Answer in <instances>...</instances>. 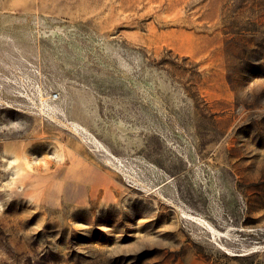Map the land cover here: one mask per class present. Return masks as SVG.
Segmentation results:
<instances>
[{
	"label": "rangeland",
	"instance_id": "374dc122",
	"mask_svg": "<svg viewBox=\"0 0 264 264\" xmlns=\"http://www.w3.org/2000/svg\"><path fill=\"white\" fill-rule=\"evenodd\" d=\"M0 264H264V0H0Z\"/></svg>",
	"mask_w": 264,
	"mask_h": 264
},
{
	"label": "bare ground",
	"instance_id": "6f19581e",
	"mask_svg": "<svg viewBox=\"0 0 264 264\" xmlns=\"http://www.w3.org/2000/svg\"><path fill=\"white\" fill-rule=\"evenodd\" d=\"M71 121V120H70ZM73 122V121H72ZM73 124L78 128V129H80L81 130V132H82V134H84L85 136H86V139H87V141H90L91 143L94 141V139L91 137V134L89 133L90 131H87L86 130V128H84V126L83 125H81V124H79V123H76V122H73ZM73 124H71V125H73ZM74 126H72V128H73ZM76 129V128H75ZM78 129H77V131H78ZM83 135V136H84ZM84 136V137H85ZM93 136V135H92ZM94 137V136H93ZM95 139H96V137H95ZM98 142V141H97ZM92 144H94V142L92 143ZM96 144V143H95ZM98 144V143H97ZM99 145V144H98ZM103 145V144H102ZM104 146V145H103ZM103 146H102V148H103ZM99 147H100V145H99ZM96 148H97V146H96ZM104 149H105V147H104ZM105 151H106V149H105ZM108 152V151H107ZM114 156V155H113ZM109 157V156H108ZM115 157V156H114ZM116 158V157H115ZM110 159V158H109ZM109 161H111V159L109 160ZM113 162V161H112Z\"/></svg>",
	"mask_w": 264,
	"mask_h": 264
},
{
	"label": "built area",
	"instance_id": "2783aa9c",
	"mask_svg": "<svg viewBox=\"0 0 264 264\" xmlns=\"http://www.w3.org/2000/svg\"><path fill=\"white\" fill-rule=\"evenodd\" d=\"M57 96V94L56 93H50L49 95H48V99H55V97Z\"/></svg>",
	"mask_w": 264,
	"mask_h": 264
}]
</instances>
